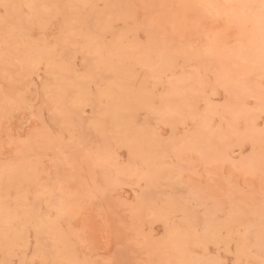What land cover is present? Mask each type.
Masks as SVG:
<instances>
[{
  "label": "rangeland",
  "instance_id": "obj_1",
  "mask_svg": "<svg viewBox=\"0 0 264 264\" xmlns=\"http://www.w3.org/2000/svg\"><path fill=\"white\" fill-rule=\"evenodd\" d=\"M0 264H264V0H0Z\"/></svg>",
  "mask_w": 264,
  "mask_h": 264
},
{
  "label": "bare ground",
  "instance_id": "obj_2",
  "mask_svg": "<svg viewBox=\"0 0 264 264\" xmlns=\"http://www.w3.org/2000/svg\"><path fill=\"white\" fill-rule=\"evenodd\" d=\"M212 4V3H211ZM240 10V9H239Z\"/></svg>",
  "mask_w": 264,
  "mask_h": 264
}]
</instances>
